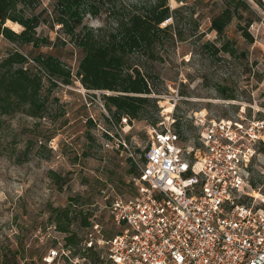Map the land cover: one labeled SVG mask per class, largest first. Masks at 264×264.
I'll return each instance as SVG.
<instances>
[{
  "label": "rangeland",
  "instance_id": "374dc122",
  "mask_svg": "<svg viewBox=\"0 0 264 264\" xmlns=\"http://www.w3.org/2000/svg\"><path fill=\"white\" fill-rule=\"evenodd\" d=\"M154 0H24L11 14L35 19L33 42L10 41L23 27L0 20V60L10 49L35 58L53 56L69 73L48 96L43 119L22 114L5 118L0 129V264H42L57 239L53 209L68 208L74 218L70 233L82 239L83 217L98 223L107 239L121 231L109 206L114 197L134 193L129 170L149 142V129L171 114L182 123V137H196L189 117L205 110L210 118L258 122L264 132V0H166L172 11L173 40L159 50L161 60L134 55L135 66L148 75L149 101L139 118L117 123L105 106L103 92L85 89L77 77L79 61L93 47L105 45L128 5ZM230 5L235 16L222 34L211 21ZM248 25L253 44L243 37ZM2 35V36H1ZM228 42L229 50L214 54ZM45 87H49L43 79ZM175 93L181 97L175 108ZM259 120V121H258ZM169 123L165 122V126ZM164 127V126H163ZM173 128L176 130L175 126ZM123 142L124 144H119ZM129 159L131 161H129ZM256 202L264 196V152L251 167ZM81 212L79 216L77 213ZM65 236V235H64ZM87 260L93 264L92 258ZM14 261V260H13ZM13 263V262H12Z\"/></svg>",
  "mask_w": 264,
  "mask_h": 264
},
{
  "label": "built area",
  "instance_id": "2783aa9c",
  "mask_svg": "<svg viewBox=\"0 0 264 264\" xmlns=\"http://www.w3.org/2000/svg\"><path fill=\"white\" fill-rule=\"evenodd\" d=\"M180 99L175 93L173 109ZM163 118L149 129L139 159L131 156L134 193L117 195L109 206L121 231L107 239L92 223L83 251L98 253L103 264H264V208L246 201L258 196L251 167L263 154L262 126L242 116L215 120L202 110L189 117L196 137L185 139L173 128L172 112ZM56 233L58 246L42 264H91L72 255L64 234Z\"/></svg>",
  "mask_w": 264,
  "mask_h": 264
},
{
  "label": "trees",
  "instance_id": "16d2710c",
  "mask_svg": "<svg viewBox=\"0 0 264 264\" xmlns=\"http://www.w3.org/2000/svg\"><path fill=\"white\" fill-rule=\"evenodd\" d=\"M24 0H0V20L10 19L23 27L19 34L7 29L0 33L10 41L19 40L28 44L33 42L32 32L35 19L11 14L15 3ZM235 16V11L228 4L211 21V29L222 34ZM172 17V11L166 0H154L148 4L133 3L120 15L116 30L108 37L105 45L90 48L82 57L77 67V77L81 85L89 91L111 92L102 94L105 106L113 114L116 122L127 118L129 122L139 118L152 93L148 83V75L142 73L132 61L134 55H143L152 61L161 60L159 50L164 44L173 40L170 25L163 24ZM243 37L253 44L254 38L248 31V25L241 28ZM229 50L228 42L220 48H214V54ZM35 65L29 64L26 55L17 48L10 49L0 60V129L5 118L22 114L33 119H43L47 109L48 96L57 81L68 82L69 73L64 71L59 62L50 55L35 58ZM46 79L50 88L45 87ZM176 132L182 133V124L176 121ZM264 152V144L259 149ZM129 161H131L129 159ZM129 173L137 174L132 164ZM252 187L256 185L252 183ZM79 216L81 212L77 213ZM74 218L73 211L68 208L53 209L54 226L64 234L63 246L72 255L92 258L93 264H103L98 253L83 251L82 239L70 233L69 226ZM81 225L89 226L86 217ZM9 264H15L16 255ZM41 260V258H40ZM13 262V263H12ZM8 263L4 258V264Z\"/></svg>",
  "mask_w": 264,
  "mask_h": 264
}]
</instances>
